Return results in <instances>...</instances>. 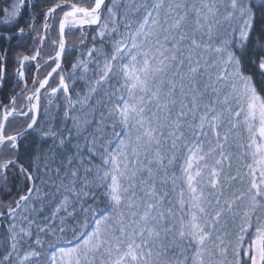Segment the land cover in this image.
Here are the masks:
<instances>
[{
    "label": "snow or ice",
    "instance_id": "obj_1",
    "mask_svg": "<svg viewBox=\"0 0 264 264\" xmlns=\"http://www.w3.org/2000/svg\"><path fill=\"white\" fill-rule=\"evenodd\" d=\"M0 264H264V0H0Z\"/></svg>",
    "mask_w": 264,
    "mask_h": 264
}]
</instances>
